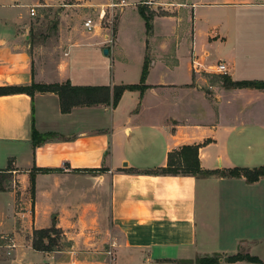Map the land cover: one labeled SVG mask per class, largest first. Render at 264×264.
Masks as SVG:
<instances>
[{"label":"crops","instance_id":"1","mask_svg":"<svg viewBox=\"0 0 264 264\" xmlns=\"http://www.w3.org/2000/svg\"><path fill=\"white\" fill-rule=\"evenodd\" d=\"M61 3L0 0V86L140 83L149 57L147 88L66 113L55 92L0 95V264H194L214 254L264 264V177L156 173L184 145H201L204 169L264 165V89L226 87L215 70L224 61L235 81L264 80V0L159 3L172 11L154 16L151 33L145 25L136 58L117 47L132 31L129 4L115 40L68 24L63 9L45 46L30 9ZM33 124L59 137L34 146ZM53 226L63 232L56 248H34V231ZM239 251L262 262L225 261Z\"/></svg>","mask_w":264,"mask_h":264},{"label":"trees","instance_id":"2","mask_svg":"<svg viewBox=\"0 0 264 264\" xmlns=\"http://www.w3.org/2000/svg\"><path fill=\"white\" fill-rule=\"evenodd\" d=\"M139 13L145 20L147 32L153 30V19L155 13L148 12L144 6L139 7ZM150 68V59L146 57L140 83L115 85L111 88L108 85H73L69 80L64 83L40 84L33 82L31 85H7L0 86V95L8 93L25 92L33 96L36 91L40 92H55L60 97L62 112H70L74 106L78 105H95V104H112L114 107L118 105L125 90H141L147 88L146 78ZM224 86L226 87H252L264 89V80H240L235 81L227 74L221 76ZM59 137L58 134L40 133L33 124L32 139L34 146L41 144L49 139ZM201 145H184L179 150L169 154L168 165L156 170L160 174H183L194 176H211L218 174L220 176H244L249 183L258 181L264 177V165L248 168L235 167L227 170H208L201 167L199 159V149ZM61 169H45L39 168L36 171L49 172L60 171ZM31 173L32 194L35 193V173ZM62 230L53 226L47 229H36L34 231L33 246L38 250L53 251L58 245V241L62 238ZM223 255L214 254L211 256L198 257L194 264H222L221 258ZM237 260H248L252 262H262L257 256L250 253L239 251L234 255L225 257L226 262H235Z\"/></svg>","mask_w":264,"mask_h":264},{"label":"rangeland","instance_id":"3","mask_svg":"<svg viewBox=\"0 0 264 264\" xmlns=\"http://www.w3.org/2000/svg\"><path fill=\"white\" fill-rule=\"evenodd\" d=\"M124 1L125 0H63V3H61V5L63 4L62 6L57 5L53 8H37L34 18L36 20L37 35H39L38 40L45 46L55 45L56 30L60 21L57 12H62L63 9H67V14L69 15L68 20H71V22L68 21V24H72L75 21L84 24V21L88 18H92L98 25L92 30H87V32L90 33V31L96 30L102 31L103 33L109 32L111 38L115 40L119 18L124 8H126V5L129 4L131 7L127 9L126 16L129 19L132 31L130 33L125 32L122 35L120 44L117 47L118 49H130L133 58H136L137 55L145 49L146 24L143 18L138 14L139 7L144 6L149 13L152 12L155 13V15L167 14L172 10H164L163 6L159 3L167 1L180 4L188 0H151L153 4L148 3L147 1L149 0H126L127 4H123ZM132 6H135L138 12H134ZM102 11L105 12L101 17ZM110 58L109 55L102 53L100 55L102 66H104L106 61H109ZM210 80L214 83H220L219 78L216 76H211Z\"/></svg>","mask_w":264,"mask_h":264},{"label":"built area","instance_id":"4","mask_svg":"<svg viewBox=\"0 0 264 264\" xmlns=\"http://www.w3.org/2000/svg\"><path fill=\"white\" fill-rule=\"evenodd\" d=\"M148 3H152L151 0L147 1ZM115 5V4H113ZM105 11H102L101 13V17L103 16ZM30 13L32 16H34L36 14V7L35 6H32L31 9H30ZM85 27L88 29V30H92L93 28H95L98 24L94 22V20L92 18H88L85 23H84ZM193 69L195 72H200L201 70H206L204 68V65L203 63L199 62L197 59H194L193 60ZM215 70L216 72L218 73H221V74H227L228 73V65L226 62L224 61H218L216 64H215Z\"/></svg>","mask_w":264,"mask_h":264},{"label":"water","instance_id":"5","mask_svg":"<svg viewBox=\"0 0 264 264\" xmlns=\"http://www.w3.org/2000/svg\"><path fill=\"white\" fill-rule=\"evenodd\" d=\"M104 53L108 54L109 53V49L108 48H104Z\"/></svg>","mask_w":264,"mask_h":264}]
</instances>
